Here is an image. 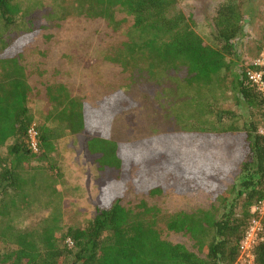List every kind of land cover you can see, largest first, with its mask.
Wrapping results in <instances>:
<instances>
[{"label":"trees","instance_id":"trees-1","mask_svg":"<svg viewBox=\"0 0 264 264\" xmlns=\"http://www.w3.org/2000/svg\"><path fill=\"white\" fill-rule=\"evenodd\" d=\"M59 1L57 22L76 15L103 20L115 33H123L125 41L110 61L134 82L184 74L175 91L182 100L180 107L173 104L176 120L180 125L200 116L201 123L179 134L120 143L112 138L107 106L94 111L63 84L46 89L49 109L36 120L30 108L33 90L22 64V48L35 33L13 37L23 19L21 5L0 0V150L5 149L0 153V264H236L254 220L252 209L264 201V136L259 133L264 100L247 70L234 72L228 62L235 42L245 35L247 0H224L218 7L211 24L217 47L195 31L179 0ZM228 93L244 112L222 109ZM33 127L36 150L30 138ZM84 132L92 135L87 148L99 168L117 172L103 189L94 218L82 228L66 230L56 218L15 226L11 217L32 207L33 196L44 191L59 195L53 162L57 143ZM132 164L138 167V194H163L171 177L211 194L212 209L167 219V229L189 237L197 252L163 239L157 229L159 209L144 202L136 209L124 204ZM212 175H231L234 183L222 187L211 181ZM40 179L46 183L40 185ZM253 255L254 264H264V236Z\"/></svg>","mask_w":264,"mask_h":264},{"label":"rangeland","instance_id":"rangeland-1","mask_svg":"<svg viewBox=\"0 0 264 264\" xmlns=\"http://www.w3.org/2000/svg\"><path fill=\"white\" fill-rule=\"evenodd\" d=\"M223 1L179 0L195 31L212 47H217V42L211 24ZM17 2L21 5L23 19L12 33L13 37L30 30L35 33L33 39L22 48V64L33 90L30 108L36 120L43 119L49 109L46 89L63 84L73 97L84 100L94 111L107 106L105 109L112 123V138L120 143L131 144L179 134L183 133L182 130L197 128L194 123H201L200 116L196 114L193 122L187 118L179 125L176 120L173 104L180 107L182 100H177L175 91L184 74L172 73L138 83L131 80L118 64L110 61V57L125 41V36L115 33L105 21L71 15L65 21L57 22L59 0ZM243 6L247 13L245 35L235 42L234 57L228 58L234 72L247 70L264 54V0H247ZM191 94L195 96V93ZM227 95L229 101L222 104V109L245 111V107L238 105L231 93ZM91 137L89 132L69 134L57 143L53 162L59 173L56 178L59 195L50 197L49 191H44L37 197L33 196L32 207L11 217L15 226L25 228L45 219L56 218L66 230L69 227L82 228L94 218L101 204L102 191L116 179L117 172L99 168L97 157L87 148ZM4 152L5 149L0 150V153ZM35 165L41 163L36 162ZM136 173L138 167L132 164L124 187V204L136 209L144 202L149 207L159 209L161 214L157 229L163 239L197 252L195 243L189 237L167 229V219L179 212L212 209L215 206L211 194L201 188L193 189L184 180L176 179L178 177H171L164 183L166 191L161 195L138 194L134 182ZM210 179L222 187L234 183L231 175L224 179L212 175ZM45 183L40 179V185ZM262 211V214L258 212L254 216L263 231L261 238L264 236V209ZM236 264L252 263L247 253H242Z\"/></svg>","mask_w":264,"mask_h":264},{"label":"built area","instance_id":"built-area-1","mask_svg":"<svg viewBox=\"0 0 264 264\" xmlns=\"http://www.w3.org/2000/svg\"><path fill=\"white\" fill-rule=\"evenodd\" d=\"M247 77L249 81L257 88L264 100V55H262L257 61L252 63L247 69ZM259 133L264 136V125L261 127ZM31 145L34 150L37 149V132L33 127L30 131ZM264 201L256 205L252 209V213L255 215L258 212L263 213ZM262 228L257 224L256 219L252 221V225L247 232L245 240L242 243V253H247L248 257L251 260V263L254 264V249L256 244L261 238Z\"/></svg>","mask_w":264,"mask_h":264}]
</instances>
